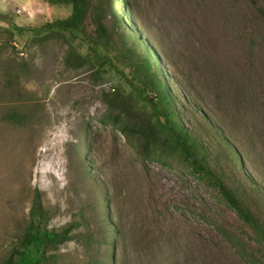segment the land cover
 <instances>
[{
    "label": "rangeland",
    "instance_id": "obj_1",
    "mask_svg": "<svg viewBox=\"0 0 264 264\" xmlns=\"http://www.w3.org/2000/svg\"><path fill=\"white\" fill-rule=\"evenodd\" d=\"M123 1L130 13L119 6L109 52L114 67L102 80L66 65L63 41L38 43L25 32L12 48L0 38V255L38 189L50 230L78 221L95 197L108 200H100L101 212L119 229L109 234L111 264H264V242L212 180L175 159L143 162L138 138L122 130L117 111L102 100L111 87L128 93L136 83L125 52L130 43L120 35L137 42L140 36L157 55L154 67L215 179L264 229V0ZM69 12L46 0H0V27L29 28ZM23 106L31 112L27 125L5 119ZM54 255L50 264L88 263L73 241Z\"/></svg>",
    "mask_w": 264,
    "mask_h": 264
},
{
    "label": "trees",
    "instance_id": "obj_2",
    "mask_svg": "<svg viewBox=\"0 0 264 264\" xmlns=\"http://www.w3.org/2000/svg\"><path fill=\"white\" fill-rule=\"evenodd\" d=\"M46 1L52 6L69 8L68 16L47 20L29 28L16 25L0 27V38L7 39L12 48L14 45L10 42L15 44L19 38H24L25 32L30 35L28 39L38 43L49 39L63 41L67 45L64 55L66 65L75 70L86 67L94 78L102 80L103 75L114 67L109 52L113 48L112 36L120 27L118 11L124 7L130 13V4L123 0H95L96 3H93L94 0ZM107 17L110 18L109 26L105 25ZM86 25L92 26L91 32L86 31ZM130 37L120 35L123 45L129 40L130 45L125 52L131 58V73L136 83H129L131 88L128 93L121 86L111 87L110 91L102 92V100L117 111L116 117L120 119L122 130L138 138L141 160L165 164L168 159H175L189 164L194 173L203 179L212 180L222 198L264 242V229L258 226L253 214L236 195L223 182L215 179L208 168V154L198 136L179 120L174 99L165 88L158 69L154 67V64H158L157 55L140 36L138 42ZM17 85L15 82V87ZM19 108L8 110L5 119L18 126H25L31 112L27 113L29 110L26 106ZM210 128L215 134H220L216 127ZM218 137L230 150L231 157L237 158L238 155L222 135ZM80 148L81 145L76 149L78 159ZM84 150L90 152V147L86 145ZM78 165L80 178H87L85 162L79 160ZM104 199L102 196L95 197L93 204L84 208L78 221L59 230H50L47 228L50 215L42 204L41 192L33 189L28 214L22 221H16L9 247L0 255V264H50L55 258V252L72 241L87 255V264H111L112 252L107 250L110 245L109 234H117L119 229L116 226L114 230L106 222L100 206V200ZM107 201L104 200L103 204Z\"/></svg>",
    "mask_w": 264,
    "mask_h": 264
}]
</instances>
